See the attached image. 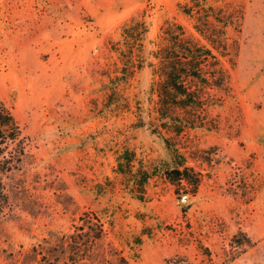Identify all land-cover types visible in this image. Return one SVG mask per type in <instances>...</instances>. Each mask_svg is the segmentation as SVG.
<instances>
[{
    "label": "rangeland",
    "instance_id": "1",
    "mask_svg": "<svg viewBox=\"0 0 264 264\" xmlns=\"http://www.w3.org/2000/svg\"><path fill=\"white\" fill-rule=\"evenodd\" d=\"M183 1L0 0V98L30 139L8 181L13 211L0 218V264H165L177 253L195 261L196 244L180 242L187 225L215 264L238 232L252 245L228 264H264V0H210L244 10L219 57L225 85L208 90L204 110L161 115L149 64L165 45L161 29L173 21L206 43L179 10ZM133 19L148 27L144 64L122 75L121 33ZM165 139L177 163L202 175L196 192H176L166 179L175 162ZM84 212L106 234L73 263L68 241Z\"/></svg>",
    "mask_w": 264,
    "mask_h": 264
},
{
    "label": "trees",
    "instance_id": "2",
    "mask_svg": "<svg viewBox=\"0 0 264 264\" xmlns=\"http://www.w3.org/2000/svg\"><path fill=\"white\" fill-rule=\"evenodd\" d=\"M178 8L190 19L193 29L206 43H200L193 35H188L182 25L173 21H168L161 29L160 36L165 45L152 52L156 62H149L153 75L159 77V80L153 82L151 90L157 96L158 112L161 115L166 109L204 110L208 106L205 95L211 89H223L226 75L219 57L229 54L227 29L233 26L240 32L244 19L242 7L234 5L227 12L223 6L211 4L210 0H184L178 4ZM147 32L146 23L136 19L122 29L121 34L126 43L121 57L125 67L122 75H131L143 66V41ZM233 41L234 51H237V43ZM119 50L115 47L116 52L119 53ZM195 123L194 116L184 119L179 129L174 131L175 135L181 133V128ZM165 142L172 154V162H175L174 166L165 169L166 179L175 187L176 192H196L202 175L186 166L183 158L177 163V158L181 157H177L168 139ZM29 145L30 139L24 134L11 107L0 98V218L13 211L8 181L22 169L29 156ZM78 220L81 224L70 235L72 241H68V258L73 263L85 261L106 234L103 223L94 213L84 212ZM186 228L188 232L180 230V242L185 247L196 244L195 261L183 253H177L167 258L165 264H215L211 249L196 239L190 231V225ZM239 236L244 239H239ZM228 245L229 249L224 253V264L239 257L246 248L251 247L252 241L246 233L238 232L232 236Z\"/></svg>",
    "mask_w": 264,
    "mask_h": 264
},
{
    "label": "water",
    "instance_id": "3",
    "mask_svg": "<svg viewBox=\"0 0 264 264\" xmlns=\"http://www.w3.org/2000/svg\"><path fill=\"white\" fill-rule=\"evenodd\" d=\"M180 201L182 204L186 203V201H187V194L186 193L181 194V200Z\"/></svg>",
    "mask_w": 264,
    "mask_h": 264
}]
</instances>
